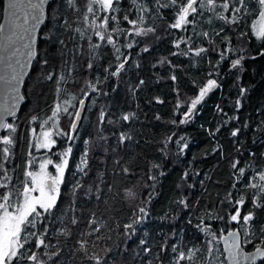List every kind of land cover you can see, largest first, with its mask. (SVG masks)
Wrapping results in <instances>:
<instances>
[{"label":"trees","instance_id":"1","mask_svg":"<svg viewBox=\"0 0 264 264\" xmlns=\"http://www.w3.org/2000/svg\"><path fill=\"white\" fill-rule=\"evenodd\" d=\"M163 2L165 0H161V3ZM219 2L221 0H218ZM78 3L80 6L78 12L69 9L66 0H52L49 6L48 18L39 37L40 55L36 61L47 59L48 64L43 67V72H54L55 75L51 81L42 79L35 61L23 90L25 104L18 117L9 121L19 126L14 134L16 141L14 155L10 163L5 165L9 168L12 184L16 188L20 187L21 181L25 178L27 161L32 160L38 167L39 162L44 158L59 159L53 153L67 147L66 140L59 139L52 152L45 149L37 150L31 130L36 128L37 133L43 130L41 129L44 126L43 121L51 115L56 103H61L63 107V99H67L69 101L67 107L71 114L78 111L82 99L84 113L78 126V139L73 147L69 169L65 174V184L61 186L58 203L60 211H67L73 199L71 186L79 180L84 188L77 193L75 215L86 218L95 211L98 217L112 225L111 228H102L99 233L89 237L90 242L98 245L95 251L99 252L102 258L106 257L105 264H147L148 259H151L153 264H160L151 253L146 257L134 255L135 252L141 251L138 241L145 238L144 231L148 233L146 246H151L153 253H161L163 264H176V254L171 252L173 245L185 252L190 249H200V252L195 253L194 259L199 256L204 264H209L211 257L205 259V256L210 237L196 227L199 223L198 217L209 214L205 223L217 232L221 241L227 230L238 227L235 223L229 222L227 216L229 210L234 211L228 202V194H232L233 200L240 196L245 198L241 210L243 216L252 208L253 190L246 187L249 178L258 170L264 171V131H257V125L264 118V55H258L264 50V40L257 38L252 27L259 17L260 6L256 0H248V11L246 13L242 11L237 24L224 23L217 19L215 14L201 10L196 16L195 26H189L188 31L184 32L167 28L168 23L173 20L172 9H160L159 12L163 15L161 18L156 11L155 0H139V3L151 9L144 13L145 26L154 27L156 33L146 37L119 36L117 39L121 45L133 41L131 49L121 48L126 56L131 54V59L126 65L127 72H122L119 80L109 77L104 82L103 77L107 75L104 68L110 61L113 64L118 62L115 61L111 46L102 47L101 58L94 61L91 71L87 69L90 51L88 41L86 38H81L75 32V28L87 29L83 17L90 14L87 13L86 0H78ZM121 7L130 12V19L136 17V7L132 4V0H123ZM2 12L3 0H0V22ZM220 12L222 10L217 8V13ZM189 19L192 17L190 16ZM65 20L70 27L64 25ZM120 26L131 30V25L126 21L122 20ZM204 32L209 34L207 38L204 37ZM53 34L64 39L67 47L62 49L60 44L44 38ZM84 36H91L93 43L99 42L90 29L85 31ZM188 37H191L189 43L193 48L203 46L209 49L208 53L201 54V57H196L193 53L172 55L173 52L187 49L186 44L181 43L179 49L175 48L174 44L181 38ZM145 45L150 48L149 52L141 51ZM226 47L235 49L236 55L243 51L248 57H258L244 61L247 71L244 72L241 83L249 88V93L243 102V107L239 112L235 109L234 101L237 98L238 88L234 86L235 74H229V60L234 59L235 56L229 53V58L220 62L219 68L216 69L222 77L218 82L223 88L210 93L205 101L198 105L199 113L191 123L180 124L181 113L186 110L188 102L197 96L199 86L210 78L208 61L211 60L215 64L220 60L217 51L213 49L223 50ZM163 58H167L176 67L172 68L167 63L161 65L160 61ZM135 63H139L140 66L135 67ZM173 74L176 76L175 81L170 79ZM60 75L65 76L63 85L54 82ZM95 78H100V88L109 95L91 92L86 81ZM141 79L145 83L133 95L130 89L135 88ZM58 87L64 90L62 95L57 91ZM73 96L76 99H73ZM155 97H159L163 103H156ZM72 104H75L76 108H73ZM177 104L180 105L179 108ZM217 105L223 108L229 117L238 116L239 121L233 120L222 126L221 121L226 117L217 111ZM102 108H105L109 115L103 125H98ZM129 112H134L137 118L130 122L122 121L121 115ZM32 116L38 117L36 123H30ZM157 116L159 119L156 118ZM109 118L116 123H107ZM173 120L177 123H172ZM68 122V117L62 114L60 126L66 128ZM245 122L249 125L247 129L243 127ZM238 126L241 128L240 136L233 138L231 131ZM218 127L220 131L215 136L211 135L210 132H215ZM260 127L264 129V125ZM121 132H128L132 136V140L125 146L118 145V136ZM100 133L107 139L98 140ZM182 136L185 140L179 141ZM169 137L171 142H168ZM86 140H91L96 146L89 153L88 175L81 177L75 165L79 163ZM185 141L188 143V148L181 154L180 145ZM241 145V150L238 152L236 149ZM105 148L108 149L107 152L104 151ZM218 148L222 151L217 150ZM249 152H255V157H251ZM2 158L0 156V159ZM234 159H239L246 169L244 177L239 180L231 167ZM116 160L120 163H115ZM153 164H159L161 167L152 168ZM122 167L129 168V173L125 174ZM160 171L165 174L159 175ZM185 172L189 173L187 180L183 179ZM149 175H156L157 180L155 182L150 180ZM153 183H155L154 188L151 187ZM188 184H193L194 187L189 188ZM89 186L92 187V193L84 196L83 193ZM97 186L100 190V201L95 197ZM109 188L111 192L108 191ZM126 189H132L137 199L134 201L126 199ZM150 192L153 196L151 202L146 205L149 212L147 222L139 228L132 240L126 241L122 235L124 231L122 225L128 221L133 205L139 204L141 200H147ZM182 198L187 199L189 205L187 208L177 203ZM72 215V212H67V217ZM217 216L222 219H217ZM67 217H64L65 222ZM253 223L255 234L251 236V242L243 244L246 251L255 250V247L264 244V236L260 232L261 228H264V208L256 209V219ZM117 224L121 227L117 228ZM39 227L42 226L38 225ZM61 227L60 221L54 220L49 225V236L46 240H50L53 245L59 242L64 246V253H67L65 258L71 260L72 254L68 253L67 249L76 246V234L84 230L85 222L81 220L76 226L69 225L73 235L67 239L58 235L57 229ZM221 229L225 230L223 235L220 233ZM162 243L168 246L163 252H161ZM34 244L33 240L32 244L26 247H32ZM125 245L128 251L124 250ZM216 247L223 252L221 242ZM106 248H111V251L102 250ZM39 251L43 252L44 249ZM82 257V253L76 254V264H94V261ZM180 264H188V262L181 261ZM213 264H220L219 259L213 261ZM224 264H227L225 259ZM257 264H264V261Z\"/></svg>","mask_w":264,"mask_h":264},{"label":"snow or ice","instance_id":"2","mask_svg":"<svg viewBox=\"0 0 264 264\" xmlns=\"http://www.w3.org/2000/svg\"><path fill=\"white\" fill-rule=\"evenodd\" d=\"M123 0H86V9L89 15H84L83 23L87 24V29L82 30L81 28H75V32L78 33L81 38H86L89 45V59L87 62V69L91 71L94 67V61L101 58L102 53L100 49L102 47L111 46L112 54L115 61L118 63L113 64L111 61L109 65L104 68V72L107 73L103 77L104 82L108 80L109 77L116 78L119 80L122 72H127L126 65L131 59V54L125 55L122 51V47L131 49L133 47V41H129L126 45H121L118 43L119 36H148L149 34L155 35L156 29L154 27H146V20L144 13L151 11L146 5L139 3V0H132V4L136 7L137 15L135 18L130 19L129 11H125L122 7ZM257 4L260 6L259 25H253L255 34L258 39L264 40V0H256ZM49 3V0H8L7 3V22L5 25H0V34H3L2 40L3 44L0 45V132L6 134L0 135V264H76V254L82 253L83 259L89 261H94V264H105L106 257L102 258L99 252L95 249L98 245L95 242H90L89 237L93 236L95 233H99L102 228H111L112 225L107 224L103 219L97 216L95 211L91 212L88 217H78L75 215L77 211L76 208V196L84 185L77 180L71 186V195L73 197L71 204L69 205L67 211L61 212L58 208V203L61 197V186L65 184V174L69 169V162L71 154L73 152V147L75 141L78 139V124L81 121V112L75 111L74 113H69L67 105L69 101L63 99V107L61 103H56L51 115L47 120L43 121L45 126L43 130L37 135V129L32 128V134L35 138V147L37 150L45 149L48 152H52L53 148L57 146L59 139H64L67 142V147H63L62 151L53 153V155L59 157L58 160H53L50 157L44 158L38 164V167L34 164L32 160L27 161L25 178L21 181L19 188H16L12 184V178L9 175V168L5 167L6 164L10 163L11 157L14 155L13 149L15 147V133L18 131V125L16 123L7 122L8 117L17 118V109L20 101L24 99L20 95V85L22 83L23 77L29 68L33 64L34 58L40 55L37 47V30L40 28L41 24L44 23L45 17V5ZM67 6L73 12L80 11V6L78 0H66ZM157 5V13L160 14V9L170 8L173 10V20L168 23L167 28L178 29L187 32L189 26H195L196 16L201 10H207L216 15V18L224 21V23L237 24L239 23L240 14L248 11V0H165L161 3V0H155ZM217 8H220L222 12L217 13ZM230 14H225L229 13ZM122 14V15H121ZM161 18H163V15ZM192 19H189V17ZM126 21L131 25V30L122 28L121 21ZM111 21V26H110ZM79 22V21H77ZM66 27L68 21H64ZM88 29L98 38L99 42L93 43L92 37H85L84 33ZM223 31V29H221ZM204 37H208V33H203ZM219 35V32L217 33ZM47 40H53L54 42L60 44L62 49L67 47L65 40L54 34L48 37H44ZM160 37H157L159 39ZM191 37L187 39L181 38L175 42L174 47L179 49L181 43L188 45L186 50L181 52H173L172 55H188L193 53L196 57H201V54H207L209 49L198 46L193 48L189 41ZM211 43V40H209ZM230 44L231 41L229 40ZM142 52H149L150 48L145 45ZM213 51H217L219 55V62L213 64L211 60L208 61L210 65V71L208 73L209 79L203 85L199 86L198 94L195 98L190 99L187 104L186 110L181 113L182 119L179 121L180 124L191 123L195 115L199 113L198 105H201L206 97L217 89H222L223 85L218 81L222 79L216 69L219 68L220 62L229 58V53L235 56L234 59L229 60V74H235L236 84L235 87L238 88L237 98L234 101L235 109L237 112L243 107V102L249 93V88L241 83L243 74L247 69L245 68L244 61L246 59H256L257 56L248 57L243 51L236 55V50L226 47L223 50L214 48ZM258 55H264V50H262ZM167 63L170 67L175 68V65L171 64V61L167 58H163L160 64L163 65ZM36 64L44 80H53L55 75L54 72H43V67L48 64L47 59L37 60ZM139 63H135V67H139ZM172 81L176 80V76L173 74L170 76ZM57 85H63L65 82V76L60 75L59 78L54 81ZM87 87L91 89V92L103 94L105 96L109 95L107 91L100 88L101 80L100 78H95L94 80L86 81ZM145 81L141 79L139 84L130 89L135 94V91L142 85ZM57 91L63 94L64 90L58 87ZM115 91V88H113ZM73 99H76L73 96ZM156 103H163L159 97H155ZM84 101L80 100V105L83 106ZM76 108L75 104L71 105ZM180 105L177 104V108ZM219 113L226 117V119L221 121V125H227L233 120L239 121L238 116L229 117L224 109L219 105L216 106ZM68 117V124L66 128L60 126L61 115ZM108 112L105 108H102L99 113L98 125H103L105 123V118L108 116ZM136 114L134 112H129L122 114L120 119L124 122H130L132 119H136ZM159 119V116L156 117ZM38 121L37 116H32L30 118V123H36ZM107 123L114 124L116 121L109 118ZM172 123H177L175 120ZM264 125V118L260 120V124L257 125V131H264L260 127ZM244 129L249 127L248 123L245 122L243 125ZM220 131L218 127L215 132H210L211 135L215 136L217 132ZM241 128L238 126L231 131V136L237 138L240 136ZM98 140H106L107 137L103 136L102 133L98 134ZM132 140V136L128 132H121L118 136V145L125 146L127 142ZM185 137H180L179 141H184ZM177 141V143H179ZM171 138L169 137V141ZM85 149L81 155L79 163L75 165L76 171L81 174V177L88 175V164H89V153L96 146L91 140H86ZM166 147V145H165ZM241 147L236 150L240 152ZM188 148V143L185 141L180 145V153L183 154ZM115 150V149H113ZM164 149H161L163 151ZM217 150L222 151L218 148ZM105 152L108 151L107 148L104 149ZM31 155V152L29 153ZM242 155V152H241ZM251 157H255V152H249ZM115 163L119 164L120 161L116 160ZM49 166H51L55 171H49ZM161 165L153 164L152 168L159 169ZM231 167L234 170V174L237 179L244 177L246 169L241 164L239 159H234L231 162ZM122 171L125 174L129 173V168L122 167ZM159 175H164L163 171L158 173ZM198 174V173H197ZM189 176L188 172L184 173L183 179L187 180ZM149 179L152 181L157 180L156 175H149ZM152 188L155 187V183L151 185ZM188 187H194L193 184H188ZM235 187V185H233ZM247 188L253 190L252 197V208L247 211L243 216H241V210L245 204V198L240 196L239 198L233 200L232 194H228V202L234 211L229 210L227 216L229 222L235 223L238 227L227 230V234L223 235L224 229L220 230L221 235H223V252H221L216 245L221 241L217 235L216 231H213L207 223H205L206 217L209 214L202 215L198 217L199 223L196 227L203 232L206 236L210 237L207 241L208 249L207 257H211L209 264H213V261L219 259L220 264H224V254L226 253V259L229 264H256L258 259L264 260V244L259 247H255L254 252H246L243 244L251 242V236L255 234L254 221L256 219V209L264 208V171L258 170L253 174L246 185ZM111 192V188L108 189ZM92 193V187L89 186L83 193L84 196H88ZM153 193H149L147 200H141L139 204L133 205V211L130 213L128 221L125 222L122 227L124 229L122 235L126 241H130L138 232L139 228L142 227L148 219L149 212L146 207L148 203L151 202ZM96 200L100 201V190L97 186V191L95 193ZM126 199L136 200L137 196L132 189H126ZM178 204L183 205L187 208L188 201L186 198H182L177 201ZM107 210V209H106ZM73 213L72 216L67 217V212ZM64 217H67L65 222ZM217 219H222V217L217 216ZM54 220H59L62 227L57 229L58 235H62L65 239L72 237L73 232L69 227L76 226L84 220L85 228L82 231H78L76 234L75 245L67 249L68 253L72 254V259H66L67 253H64V246L60 245L59 242L56 245L51 244L50 240H46L49 236V225L53 223ZM191 223V220H189ZM38 225L42 226L38 228ZM117 228L121 225H116ZM261 235L264 236V228L260 230ZM145 238H141L138 241V245L141 251L135 252V257H146L150 253L156 257L160 264H163L161 260V253H153V249L148 245L147 231L143 232ZM109 239L111 237H108ZM100 239V237H97ZM35 244L32 247H26V245ZM40 249H44L40 252ZM168 246L166 244H161V252L166 251ZM105 252H110L111 248L102 249ZM128 251L127 245L124 248ZM200 249H190L187 252L178 250V248L173 245L171 246V252L176 254V264H180L181 261H187L188 264H204L203 259L197 256L194 259L195 253L200 252ZM64 253V255H62ZM215 253V256H213ZM147 264H153L151 259L147 260Z\"/></svg>","mask_w":264,"mask_h":264},{"label":"water","instance_id":"3","mask_svg":"<svg viewBox=\"0 0 264 264\" xmlns=\"http://www.w3.org/2000/svg\"><path fill=\"white\" fill-rule=\"evenodd\" d=\"M51 2H52V0H49V3L45 5V17H44V23L41 24L40 28H38V30H37V44L34 45V47H37V48H38V42H39L40 33H41L42 28H43V27L45 26V24H46V21H47V18H48V9H49V6H50ZM7 3H8V0H3V12H2V19H1L0 25H5V26H6V22H7V11H6V9H7ZM2 36H3V34H0V45L3 44ZM36 59H37V57L34 58L33 64H32L31 66H29V68L27 69V71H26V73H25V75H24V77H23L22 83H21V85H20V89H19V91H20V95H21L22 97H24L23 90H24V87H25V83H26L27 78L29 77V75H30V73H31V71H32V68H33V65H34ZM24 104H25V97H24V99H22V100L20 101V104H19L18 109H17V117H18V115H19V113H20L22 107L24 106ZM78 111L81 112V118H82L83 113H84V104H83V106L80 105ZM14 119H15V118L8 117V118H7V122H9V121H11V120H14ZM80 122H81V121H80ZM80 122H79V124H80ZM79 124H78V126H79ZM3 134H4V132H0V135H3ZM225 235H226V234H225ZM221 245H222V249H223V247H224V245H223V237H222V239H221ZM242 247H244V246L242 245ZM244 250H245V248H244ZM245 251H246V250H245ZM254 251H255V250H252V251H246V252H249V253H250V252H254ZM226 255H227V254L225 253V254H224V257H225V258H224V259H225L226 263L229 264V262H228L227 259H226ZM261 261H264V260L258 259V260L256 261V264L259 263V262H261Z\"/></svg>","mask_w":264,"mask_h":264},{"label":"rangeland","instance_id":"4","mask_svg":"<svg viewBox=\"0 0 264 264\" xmlns=\"http://www.w3.org/2000/svg\"><path fill=\"white\" fill-rule=\"evenodd\" d=\"M259 22H260V16L258 17V19H257V21L255 22V24L254 25H259ZM254 30V29H253ZM254 33H255V30H254ZM256 35V34H255ZM45 126H42V128L41 129H43ZM39 134V132L37 133V135ZM49 171H51V172H54L55 170L51 167V166H49V169H48Z\"/></svg>","mask_w":264,"mask_h":264}]
</instances>
